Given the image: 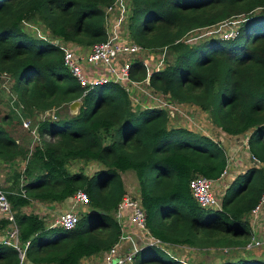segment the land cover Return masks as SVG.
Wrapping results in <instances>:
<instances>
[{
  "label": "trees",
  "instance_id": "1",
  "mask_svg": "<svg viewBox=\"0 0 264 264\" xmlns=\"http://www.w3.org/2000/svg\"><path fill=\"white\" fill-rule=\"evenodd\" d=\"M119 1L0 0V79L9 78L4 89L40 137L29 149L0 124V160H25L23 171L11 174L13 186L5 192L19 239L29 241L24 261L79 264L112 247L122 234L115 216L126 193L121 173L131 170L148 235L162 242L142 246L134 264H189L168 253L165 244L236 253L226 251L219 264H264L261 254H237L250 250L247 217L264 187V0H128L121 22L130 42L148 50L167 49L171 58L152 72L133 60L132 80H148L170 101L195 105L226 134H249L248 150L259 165L226 186L220 209L200 206L189 190L196 175L222 176L228 157L219 142L170 126L164 108L134 110L128 92L117 83L95 85L84 93L63 65L60 42L88 47L106 41L108 9ZM234 17L239 18L235 35L183 40ZM25 21L42 24L49 37L28 33ZM75 100L80 105L71 114ZM47 111H54L55 118H36ZM74 160L102 167L91 175L70 171L67 166ZM78 191L87 195V211L71 230L47 228L39 215L20 212L32 200L64 201ZM0 264H20L18 251L0 243Z\"/></svg>",
  "mask_w": 264,
  "mask_h": 264
},
{
  "label": "built area",
  "instance_id": "2",
  "mask_svg": "<svg viewBox=\"0 0 264 264\" xmlns=\"http://www.w3.org/2000/svg\"><path fill=\"white\" fill-rule=\"evenodd\" d=\"M117 5V4H115ZM115 5L112 7L114 8ZM112 8L108 9L110 11ZM219 25V24H218ZM215 26V25H214ZM213 27V26H211ZM209 28V27H208ZM238 26L234 27L230 32L225 33L228 38L237 33ZM216 34L215 32L206 33ZM221 36L220 33H217ZM47 34L41 38L46 39ZM222 37V36H221ZM186 36L183 40L186 42ZM55 43H59L58 40L53 39ZM188 43V42H187ZM192 43V42H191ZM63 48V65L64 67L75 77L80 86L84 89V93L89 90L90 87L106 83H117L124 87L127 92L133 87H136L139 82H135L131 79L130 67L131 63L136 56L141 53H148V49L143 48L135 43L126 41L122 38H108L106 41L95 43L89 47V50L85 53L76 52L69 46L68 43L60 42ZM145 64V62H143ZM157 63L156 67L165 66L163 59ZM146 65V64H145ZM105 68V72L102 71L99 74V69ZM148 69V68H147ZM157 70V69H154ZM149 72H152L148 70ZM4 76V75H3ZM2 76V77H3ZM9 80L8 77H4ZM148 83V80H145ZM131 86V88H130ZM157 108H163L157 106ZM17 114H20V109H16ZM55 118L54 111H47L45 113H37V119L43 120L46 117ZM25 128L31 131L33 138L39 142L40 137L37 135L35 126L31 125L30 121H24L22 124ZM254 158V157H253ZM255 159V158H254ZM256 160V159H255ZM227 169V168H226ZM224 170L222 178L226 174ZM220 178L213 180L202 175H196L189 181V190L193 199L202 207H211L220 209V199L214 191V185ZM73 205L71 209L62 211L56 219L55 225L65 230L73 229L79 221L80 215L75 210L78 204H87L88 198L85 192L78 191L73 196ZM264 204V187L260 199L256 206L250 211L251 214H256L261 206ZM0 213L3 218L8 222V232L5 236L0 237V243L14 247L19 254L20 264L25 259V250L29 244V241L22 243L19 239V230L14 218V210L6 196V193L0 187ZM116 218L121 225V218L126 214L129 216V220L138 231H141L142 237L146 238L147 243L159 244L162 246V242L151 238L148 235V231L145 225L146 216L142 208L139 192L135 193V196L131 192H126L121 201L119 202L116 212ZM120 217L118 219V217ZM145 241V243H146ZM258 241H252L246 245L249 249L252 246L258 245ZM167 245V244H165ZM164 246V245H163ZM141 249L134 241L124 245L119 239L112 247L104 252L103 259L99 264H134L136 253Z\"/></svg>",
  "mask_w": 264,
  "mask_h": 264
},
{
  "label": "crops",
  "instance_id": "3",
  "mask_svg": "<svg viewBox=\"0 0 264 264\" xmlns=\"http://www.w3.org/2000/svg\"><path fill=\"white\" fill-rule=\"evenodd\" d=\"M115 10L119 12V10L117 9V5H115L114 8L108 11V14L111 12V16H107L106 18V29L108 33V38L109 39L110 38H122V39H125L126 41H130L128 39V35L124 27V24L121 25V22L124 19V14H123L124 10H120V13L116 12ZM121 29H122L123 34L121 33ZM69 46L73 48L76 52H80V53H85L86 51L89 50V47H90V46L82 47L74 43H69ZM141 55L147 56V52L141 53ZM137 57L138 56H136V58ZM137 59L142 62H144L143 60L147 61V59H143L140 57H138ZM145 64L147 65L149 63L145 62ZM162 68L163 66L154 67V69H157V70H160ZM102 71L105 72V68H103L102 70L99 69V72L95 73V75L99 74ZM140 83L142 82H139L138 85ZM153 106H156V105H153ZM132 107H133V104H132ZM192 108L194 109L195 113H197L193 115V119H194L193 121L195 124H193L192 123L193 121H192L189 123V125L180 124L178 126L185 127L189 130L206 135L210 137L211 139H213L214 141L220 142L222 146L224 147L227 157H228L226 174L222 178H220L218 181H216L214 185V191L215 193H218V195L220 194L219 195V199H220L221 195L224 193L226 189V186L237 175L245 173L250 167L259 165V162L251 156L248 150V146H247L248 135H249L248 133H244V134L237 135V136L226 134L220 128H218L217 126L213 125L210 122L205 112H203L202 110H200L198 107L194 105H192ZM69 109H70V106H69ZM133 109L140 110L142 109V107H138V108L133 107ZM70 112H71V109H70ZM76 112L77 110L72 112V114ZM198 116L200 118H203L204 120L198 121ZM2 126L5 128L6 126H8V123H6L5 125L2 124ZM18 126L20 127L19 133H16V132L12 133L8 129L6 130L9 132V134L13 138L16 139L18 143L28 147L29 149H31L34 145L38 144L35 138H33L32 139L33 141L29 143L28 142L29 140L28 139L26 140L24 135H22L21 133L22 128L20 124ZM22 127L24 128V126ZM45 137L48 138V136H45ZM24 166H25V160H22L20 158H17L13 161L0 160V187L3 189L4 192L7 193L8 189L13 186V179H11V174L14 171L22 172L24 169ZM97 166H98V163L95 161L74 160L68 164L67 168L70 171H83L85 174L91 175L89 173H86L85 169L89 171L90 169H96ZM123 173L125 174L123 175ZM123 173H121V178L124 182L125 188L127 185L125 184L124 177H128L129 179H134L132 180V182L134 183V186L138 188V183H137V179H136L134 172L129 170ZM133 191L138 194V191L136 190H133ZM126 192H127V189H126ZM73 199L74 197L72 196L64 201L32 200L28 205L22 207L20 209V212L26 215L28 214L39 215L40 217L44 219L47 228L57 227L55 225L57 216L62 211L71 209L73 205ZM86 207H87L86 204H78L75 210L80 215L82 213H85ZM115 215L117 214L115 213ZM119 218L120 217H118V219ZM247 218H248V222L250 225L249 227L252 231V239L253 240L257 239V241L259 242L255 253L263 255L264 254L263 253V249H264V246H263L264 244V204L261 206V208L256 214H251L250 212ZM3 220L6 221V225H3ZM120 222H121V229H122L120 240L123 242V244L124 245L129 244L131 241H134L137 244V242L134 240V237L141 235L142 234L141 231H138L135 227H133L132 223L129 220V216L127 217L126 214L121 218ZM8 227L9 226H8L7 220L3 218L0 213V237H3L7 234ZM146 244H147V241L146 243L144 242L142 245L140 244L141 245L140 247ZM163 247L165 248L172 247L170 248V250H172V252L175 254L176 257L180 256L182 260L185 259V261L183 262H186V263L193 262L195 264H212L210 259L212 258L211 253L213 251H217V252L223 251L225 254H221V257L222 255L226 256V251L229 252V250L227 249L225 250L224 249L217 250L214 248L198 249V248L190 247L187 245H164ZM239 251L242 252V249L238 250V252ZM98 255H99L98 261L95 260V257L90 256L87 258H83L79 264H99L100 261L103 259L104 253H101ZM223 259L224 258H218V257L216 258V260L217 261L219 260V262L222 261ZM22 264H32V263L28 261H24Z\"/></svg>",
  "mask_w": 264,
  "mask_h": 264
},
{
  "label": "rangeland",
  "instance_id": "4",
  "mask_svg": "<svg viewBox=\"0 0 264 264\" xmlns=\"http://www.w3.org/2000/svg\"><path fill=\"white\" fill-rule=\"evenodd\" d=\"M118 3H119V5H117V9L119 10V12L117 10H115V11L120 13V10H124L123 14H124V18H125L126 11H127V9L130 8L129 2H128V0H123V2L121 3V0H120ZM108 16H111V12H110V14H108ZM238 25H239V18L234 17V18L228 19L226 22H223L219 25L217 24L213 27H209V28L207 27V28H202V29L193 31L192 33H190L188 35L186 42L191 43L195 40H202L204 38V36H206V33H209V32L220 33L221 36L224 38V37H226L225 33L230 32L234 27H236ZM23 26L28 33L34 34L36 37L41 38L47 34V29L42 24H40L38 22L31 23V22L25 21L23 23ZM121 33H122V29H121ZM48 37H49V35H48ZM138 57L143 58V59H147V61H145V60H143V61L149 63L146 66H147L148 70H150V71H155L154 67H156L157 63H158V65L160 64L159 61L161 59H163L164 61H169L171 59L169 54H168L167 49L149 50L147 53V56L140 54V55H138ZM137 58H134L133 60H138ZM0 80H2V81H0V123L4 124V125L6 123H8V126H6L5 128L8 129L12 133L13 132L19 133L20 127L18 125L20 124V126L22 128V130H21L22 135H24L26 140L28 139L29 140L28 142L30 143L33 141L32 140L33 134L28 129L29 126L27 128H25V127L23 128L22 124L24 121H30L32 124H33V122H32V120L27 119L25 117L26 115L22 111H20L19 115L17 114L16 109L17 108L19 109V107L17 106L16 102H13L11 100V98H9L8 91H6L4 89V87H6L8 84V79L1 78ZM145 82L146 81H142V83H140L139 85L137 84L136 87H133L128 92V95H129L130 99L132 100V104H133L134 108L142 107V109H143L144 107L145 108L156 107V106L163 107L164 109L167 110V113L169 115V120H168L169 125L175 126V127H177L180 124L189 125V123L194 120L193 115H195L197 113H195L194 109L192 108V105L185 104V103H181V104L174 103V102L169 100L168 95H165V94H163L157 90L152 89L150 87V85L148 83H145ZM130 88H131V86H130ZM153 105H156V106H153ZM62 112L64 113L65 110H63V111L61 110V113ZM72 112L73 111H71V114H72ZM3 115H10V116L3 119L2 118ZM201 120H204V119L200 118L198 116V121H201ZM192 123L195 124L194 121ZM17 127H18V129H17ZM101 167L102 166L100 164H98L96 169H90L89 171H87V169H85V172L89 173V174H93L94 171L100 169ZM124 174L125 173H123V175ZM124 178H125V184L127 185L126 186L127 192L129 191V192H131V194L133 196H135L136 192H134L133 190L138 191V188L136 186H134V183L132 182V180H134V179H129L128 177H124ZM216 194L219 197L220 194L219 195H218V193H216ZM134 240L137 242V245L141 246L146 241V238L142 237L141 235H138V236L134 237ZM263 246H264V244H263ZM170 248H172V247L166 248L168 253H170L173 257L179 259L182 262L185 261V259L182 260L180 258V256L176 257L175 254L172 252V250H170ZM249 249L250 250L242 249V252L239 251L237 254L241 255L243 252L253 254L257 249V245L252 246ZM216 252L217 251H213L211 253L212 258L210 260H211L212 264H219L221 261L220 262H219V260L217 261L216 258L217 257L223 258V257H221V254H225L223 251H221V252L218 251L217 253ZM229 253L230 254H236V253L231 252V251ZM263 253H264V249H263ZM93 257H95L96 261L99 260L98 254L93 255ZM263 257H264V254H263ZM100 260H101V258H100ZM187 261H189V260H187ZM189 264H195V263L191 262Z\"/></svg>",
  "mask_w": 264,
  "mask_h": 264
},
{
  "label": "water",
  "instance_id": "5",
  "mask_svg": "<svg viewBox=\"0 0 264 264\" xmlns=\"http://www.w3.org/2000/svg\"><path fill=\"white\" fill-rule=\"evenodd\" d=\"M79 105H80V101L79 100H75L69 106H70L71 111L74 112L75 110L78 109ZM86 211H87V207H86ZM254 241H257V239H255Z\"/></svg>",
  "mask_w": 264,
  "mask_h": 264
},
{
  "label": "clouds",
  "instance_id": "6",
  "mask_svg": "<svg viewBox=\"0 0 264 264\" xmlns=\"http://www.w3.org/2000/svg\"><path fill=\"white\" fill-rule=\"evenodd\" d=\"M38 113H40V112H38Z\"/></svg>",
  "mask_w": 264,
  "mask_h": 264
}]
</instances>
